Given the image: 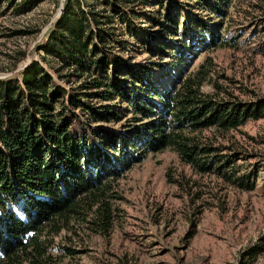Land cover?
I'll return each instance as SVG.
<instances>
[{
    "label": "trees",
    "instance_id": "trees-1",
    "mask_svg": "<svg viewBox=\"0 0 264 264\" xmlns=\"http://www.w3.org/2000/svg\"><path fill=\"white\" fill-rule=\"evenodd\" d=\"M40 1L0 7L24 13ZM85 1L65 0L41 60L0 78V264H53L43 235L73 215L97 214V229L109 228L113 182L151 151L173 147L197 170L234 179L236 158L204 130L239 128L264 111L222 97L218 83L205 90L213 56L191 66L234 41L225 25L234 0H96L102 8L91 10ZM254 179L234 181L252 188Z\"/></svg>",
    "mask_w": 264,
    "mask_h": 264
},
{
    "label": "rangeland",
    "instance_id": "rangeland-1",
    "mask_svg": "<svg viewBox=\"0 0 264 264\" xmlns=\"http://www.w3.org/2000/svg\"><path fill=\"white\" fill-rule=\"evenodd\" d=\"M85 2L87 10L102 8L96 0ZM64 3L41 0L24 13L2 4L0 78L19 76L33 59L46 55L40 44ZM225 25L234 41L202 51L191 66L213 56V80L205 90H218V83L222 97L264 108V0H234ZM47 59L50 63L42 62L55 76L50 66L57 62ZM69 82L64 83H78ZM204 133L236 158L232 178L245 173L255 178L252 188L197 170L173 147L151 151L113 182L109 228L97 229L99 218L90 213L70 216L59 232L46 231L53 264H264V111L239 128ZM254 245L263 249L252 257L248 249Z\"/></svg>",
    "mask_w": 264,
    "mask_h": 264
}]
</instances>
